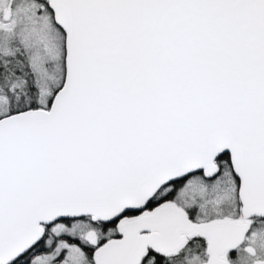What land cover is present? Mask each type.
Returning <instances> with one entry per match:
<instances>
[{"label":"snow or ice","instance_id":"obj_1","mask_svg":"<svg viewBox=\"0 0 264 264\" xmlns=\"http://www.w3.org/2000/svg\"><path fill=\"white\" fill-rule=\"evenodd\" d=\"M0 264H264V0H0Z\"/></svg>","mask_w":264,"mask_h":264}]
</instances>
